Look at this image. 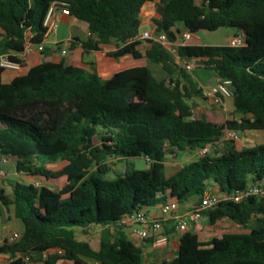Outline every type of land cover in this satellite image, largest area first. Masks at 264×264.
Segmentation results:
<instances>
[{
    "label": "trees",
    "instance_id": "trees-1",
    "mask_svg": "<svg viewBox=\"0 0 264 264\" xmlns=\"http://www.w3.org/2000/svg\"><path fill=\"white\" fill-rule=\"evenodd\" d=\"M53 1L65 2L88 23L90 35L80 42L102 60L67 64L46 53L10 81L0 67V168L7 171L2 182L11 186L9 193L0 190V207L13 206L23 224L19 238L0 244L6 264H144V248L129 236L134 212L173 200L192 204L189 211L208 188L232 193L264 184V144L239 148L233 140L219 142L226 129L264 130V0H160L152 18L154 34L165 32L172 41L185 30L232 28L243 34L242 46L178 47L180 57L215 70L230 86V116L222 106L194 116L197 100L208 99L205 88L156 39L140 47L141 12L149 0H0V53L25 66L31 54H19L28 44L45 42ZM110 45L114 49L105 50ZM127 54L160 64L165 77L148 65L99 74V64ZM207 144L208 154H197L167 176L169 158ZM2 156L10 162L3 164ZM136 157L148 166L138 168ZM9 171L47 181L65 177L66 183L56 190L11 178ZM202 216L210 224L228 218L250 230L202 241L189 228L179 235L177 255L159 264H264V198L222 201ZM97 226L98 245L77 236V228L88 233ZM169 227L175 230L173 219L163 234L173 233Z\"/></svg>",
    "mask_w": 264,
    "mask_h": 264
},
{
    "label": "crops",
    "instance_id": "crops-1",
    "mask_svg": "<svg viewBox=\"0 0 264 264\" xmlns=\"http://www.w3.org/2000/svg\"><path fill=\"white\" fill-rule=\"evenodd\" d=\"M159 1L160 0H149L145 3L141 12L143 17V23L146 22L151 26L152 18L157 16L156 9ZM153 3H156L155 8L153 6ZM53 18L56 22V28L47 36L45 42L43 43L44 51H40L36 48L31 53V58L29 62L25 66H22L20 69H13V68L5 69L3 72V79L5 81H10L15 76L26 73L32 66L39 64L46 53H49L56 61H60L63 59L67 64L80 63L84 59L85 60L97 59L98 62H101L102 60L101 56H96V54L93 51L85 52L80 42L81 40L87 39L90 35L89 25L87 22L78 19L72 14L71 15L63 14L61 10L56 11ZM238 33L239 32L236 29L227 28L226 42L230 37ZM187 43H189V41ZM140 47L142 48L149 47L148 41L141 39ZM63 49H67L68 53L66 55L62 54ZM112 49H114L113 45L105 47V50H112ZM1 54L2 53H0V55ZM19 56H23V55L19 54ZM138 65H148V60L145 58L136 59L132 55L127 54L111 64H99L98 72L101 76L108 77L119 70L133 66H138ZM193 70L191 71V73L204 88L214 85V84H208V85L205 84L203 77L200 74L194 72ZM218 80L219 77L217 81ZM230 100L231 99L226 98L222 105V111L228 116H230V112L233 109V105L230 104ZM197 103L198 105L195 108L197 115L201 114L204 111V109L207 106H209L207 105V101L203 99L197 100ZM215 108H219V107H215ZM235 117L239 118L240 115L236 114ZM255 143H256L255 139L251 137H246L245 139L242 138L240 141H237L236 145L239 148H242L245 146L253 145ZM182 154H187V153H182ZM188 154L192 155L190 161L195 160L197 158V152L188 153ZM166 163H168V160L166 161ZM183 164L185 163H180L176 167L181 166ZM9 176L10 177L12 176L13 178L16 177L18 179L20 178V180H23L25 182H32V183L35 180H40L41 182L42 179L40 177H30V176L18 174L17 172L14 171L13 172L9 171ZM3 188H5L6 193L11 192V186L8 183L0 182V190ZM192 207H193L192 204H185V206H182L181 204L178 213L183 215L186 212H188L187 210L188 208L191 209ZM203 218L204 217L202 216L199 220L192 222L190 226L191 229L197 232L200 240L202 241H209L213 237L221 236L225 233L244 232L241 231L242 229L241 226L229 220L228 218H223L214 224H210L208 222L207 217H205L204 219ZM21 223L22 222L20 221V219L15 216L13 206L5 207L4 205L1 204L0 244L3 243L6 238H10L13 233L15 232L21 233L23 231V227L20 225ZM169 228L172 229L171 227ZM172 231H173L172 234H170L169 236L167 235L169 241L164 243H158L156 240L157 237L155 235L153 236L154 239L149 238L146 241L140 240L136 235L130 234V232H129V236L134 243L144 248L145 251L144 264H159L164 259H171L175 257L178 253L179 235L175 232V230L172 229ZM93 245L96 246L98 244H93ZM3 256H5L8 259V255H2L0 256V261L3 258ZM28 264H41V263H28Z\"/></svg>",
    "mask_w": 264,
    "mask_h": 264
},
{
    "label": "built area",
    "instance_id": "built-area-1",
    "mask_svg": "<svg viewBox=\"0 0 264 264\" xmlns=\"http://www.w3.org/2000/svg\"><path fill=\"white\" fill-rule=\"evenodd\" d=\"M58 10H61L63 14L71 15L69 11V6L65 2L53 1L50 5V8L48 10L44 22L45 26L47 27L46 36H48L56 28V22L53 17L55 12ZM193 36H195L194 33L185 30L180 34L177 40L172 41L165 32H161L155 35L154 31L152 29H149L140 33L141 39L144 40L156 39L157 41H159L166 49H168L176 57L177 62L190 72L195 68L196 63L192 58L190 59V58L180 57L178 55V47L180 45L187 44V42ZM244 42H245V38L243 34L240 33L230 37L227 40V44L231 46H242ZM36 48L40 51H43L44 45L28 44L25 52H23L22 55H29ZM67 53H68L67 49L62 50L63 55H66ZM0 67H3L4 69H8V68L20 69L22 66L21 64L10 59L8 54H1ZM204 95L208 99H210L213 104L222 106L226 98L233 97V91L226 82L219 79L216 84L205 88ZM196 115L197 113L195 111L194 116ZM241 139L242 137L240 131L234 129H226L223 135L220 137L219 142L230 141V140L237 142L240 141ZM211 149H212V144H207L206 146L201 148L197 152V154L206 155L211 151ZM1 160L3 164H7L10 162L7 156H2ZM6 175H7L6 169L4 167H1L0 182L3 180V178ZM33 183L37 186H40L42 184L40 180H35ZM250 196H257L264 198V184L251 183L245 186L243 189L237 190L236 192H232V193L219 192V191L214 192L211 188H208L204 193V195L202 196L200 204L183 215L178 213L181 204L174 200L162 205L158 209L139 210L134 212L129 217V222H130L129 232L130 234L136 235L142 241H146L150 237L155 235L157 237L156 240L158 243L168 242L169 241L168 236L163 234V231L165 229V223L168 220L170 219L174 220L175 232L178 235H180L183 231L190 228L192 222L199 220L202 217V213L204 211L214 208L222 201H226L229 199L240 201L243 198ZM19 236L20 233L15 232L11 235L10 240H15L19 238ZM58 252L62 253L63 250L58 249Z\"/></svg>",
    "mask_w": 264,
    "mask_h": 264
},
{
    "label": "rangeland",
    "instance_id": "rangeland-1",
    "mask_svg": "<svg viewBox=\"0 0 264 264\" xmlns=\"http://www.w3.org/2000/svg\"><path fill=\"white\" fill-rule=\"evenodd\" d=\"M153 6L155 8L156 3H153ZM149 29H151L150 24L144 22L142 24L141 31H145ZM226 31H227V28H219L215 31L201 30L195 33V36H193L189 40V43L191 44H224V43H227L226 42V38H227ZM148 66L152 69L154 74L158 76L159 78H163V76L166 75L165 71L163 70L160 64H156V63H152L148 61ZM193 71L200 74L203 77L205 84L207 85L215 84L217 82L218 74L215 70L207 69L205 67L199 66V64L197 63ZM228 99H231L230 104L233 105L232 103L233 98L230 97ZM206 101H207V105L211 107H214V108L221 107V105L219 106V105L213 104L210 99H206ZM241 137L243 139H245L246 137H251L256 140V144H264V130H254V131L249 130L245 132V135L243 134V132H241ZM191 158H192V155L188 153L182 154L178 159L169 158L168 163H167L168 167L166 169L167 176H169L172 172H174L175 169L173 168L175 166H177L180 163H187L190 161ZM133 162L138 168H146L148 166V162L143 157H136L133 159ZM50 166L54 168H58L61 166V163H53V164H50ZM118 166L121 167L122 164H119ZM11 178L13 177L11 176ZM41 182L58 190V189H61L65 185L66 178L61 177L58 179H52L48 181L42 178ZM182 206H185V204H182ZM20 225L23 227L22 223ZM100 229L101 227L97 226V227L90 229L88 233H84L80 228H77L76 232H77V236L80 239H87V240H90L93 244H98L99 238H100ZM249 230H250V226L248 228L241 229V231H244V232H248ZM7 260L8 259L5 256H3V258L0 261V264H5Z\"/></svg>",
    "mask_w": 264,
    "mask_h": 264
},
{
    "label": "water",
    "instance_id": "water-1",
    "mask_svg": "<svg viewBox=\"0 0 264 264\" xmlns=\"http://www.w3.org/2000/svg\"><path fill=\"white\" fill-rule=\"evenodd\" d=\"M134 96V93H131L130 95H128V99H131ZM243 134H245V132H243Z\"/></svg>",
    "mask_w": 264,
    "mask_h": 264
}]
</instances>
